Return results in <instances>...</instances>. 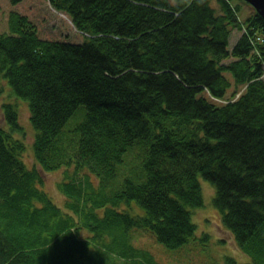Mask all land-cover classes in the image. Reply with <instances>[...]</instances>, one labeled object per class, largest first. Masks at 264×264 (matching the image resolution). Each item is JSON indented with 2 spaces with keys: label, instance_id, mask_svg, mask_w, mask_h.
I'll return each instance as SVG.
<instances>
[{
  "label": "trees",
  "instance_id": "1",
  "mask_svg": "<svg viewBox=\"0 0 264 264\" xmlns=\"http://www.w3.org/2000/svg\"><path fill=\"white\" fill-rule=\"evenodd\" d=\"M49 2L86 39L43 38L19 14L0 32V98L2 82L13 98L0 126V264H159L139 232L174 249L208 241L193 219L201 179L242 263L264 264V18L247 3L243 19L236 0ZM60 168L63 205L44 177Z\"/></svg>",
  "mask_w": 264,
  "mask_h": 264
},
{
  "label": "rangeland",
  "instance_id": "2",
  "mask_svg": "<svg viewBox=\"0 0 264 264\" xmlns=\"http://www.w3.org/2000/svg\"><path fill=\"white\" fill-rule=\"evenodd\" d=\"M237 4L242 7L243 19L252 13L251 7L242 0H236ZM13 14L28 17L38 26L40 35L43 38L56 41H69L74 43H83L86 39L85 34L79 31L68 15L56 10L49 0H21L14 3L12 0H0V32L10 30L9 22ZM241 33L234 30L230 39V46H234ZM229 58L226 62H231ZM4 91L0 98V126L7 127L6 121L2 112V104L6 101H11L7 82L1 83ZM88 112V107L80 106L76 113L69 119L65 128L71 130L75 127ZM19 122L22 125V139L26 144L25 161L29 166L35 163L32 151V144L35 136V131L30 122V114L27 102L19 101ZM63 168L53 171L52 173H44L45 189L59 204H64V197L60 193L57 183L63 177ZM202 189L204 192L205 206L196 208L193 211V219L197 224V233L201 237L206 234L208 241L189 242L184 246L174 249L165 247L163 244L145 232H139L135 238V243L143 248L150 250L155 260L159 264H229L226 256L238 259L239 264L248 260L247 257L237 246L233 234L224 227L221 222L220 214L212 204L215 195L214 185L205 179H201ZM208 244L209 247L203 248L201 245Z\"/></svg>",
  "mask_w": 264,
  "mask_h": 264
},
{
  "label": "water",
  "instance_id": "3",
  "mask_svg": "<svg viewBox=\"0 0 264 264\" xmlns=\"http://www.w3.org/2000/svg\"><path fill=\"white\" fill-rule=\"evenodd\" d=\"M251 6H253L257 13L264 18V0H245Z\"/></svg>",
  "mask_w": 264,
  "mask_h": 264
}]
</instances>
